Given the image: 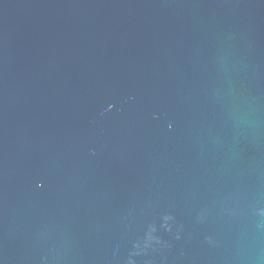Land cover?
I'll list each match as a JSON object with an SVG mask.
<instances>
[{
	"label": "water",
	"instance_id": "95a60500",
	"mask_svg": "<svg viewBox=\"0 0 264 264\" xmlns=\"http://www.w3.org/2000/svg\"><path fill=\"white\" fill-rule=\"evenodd\" d=\"M0 264H264V0H0Z\"/></svg>",
	"mask_w": 264,
	"mask_h": 264
}]
</instances>
